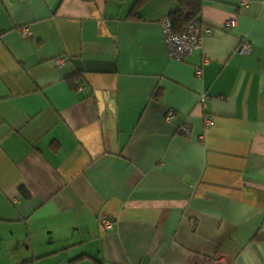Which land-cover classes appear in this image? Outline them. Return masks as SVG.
Returning a JSON list of instances; mask_svg holds the SVG:
<instances>
[{"label":"crops","instance_id":"1","mask_svg":"<svg viewBox=\"0 0 264 264\" xmlns=\"http://www.w3.org/2000/svg\"><path fill=\"white\" fill-rule=\"evenodd\" d=\"M239 1L201 0L177 62L174 0H0V264H264V0Z\"/></svg>","mask_w":264,"mask_h":264},{"label":"built area","instance_id":"2","mask_svg":"<svg viewBox=\"0 0 264 264\" xmlns=\"http://www.w3.org/2000/svg\"><path fill=\"white\" fill-rule=\"evenodd\" d=\"M247 0H240L239 4H246ZM161 28V34L163 38V43L165 45L167 56L169 59H172L177 62H182L188 58L193 53L200 51L202 47V39L204 36L209 35L212 32V28L206 26L202 23L201 19H193L186 23L182 31L176 32L173 30L172 25L168 17H163L159 21ZM235 20L231 19L224 22L220 28L230 29L234 27ZM22 36H28L29 32L27 28L21 29ZM252 51L251 43L242 39L239 41L238 45L235 48V52L238 54H248ZM64 62L61 58L54 59L56 65H61ZM206 61H203L205 63ZM202 68L197 66L194 68L195 77L199 78L201 76ZM208 99V96L205 93H202L198 97V105L202 108L205 106V103ZM173 114L168 112L165 116L166 120H171ZM203 125L209 127L213 125V118L206 114L202 116ZM179 132L183 135L189 136L190 132L188 127H181ZM99 226L103 231H108L113 227V221L108 216L102 215L98 219Z\"/></svg>","mask_w":264,"mask_h":264},{"label":"trees","instance_id":"3","mask_svg":"<svg viewBox=\"0 0 264 264\" xmlns=\"http://www.w3.org/2000/svg\"><path fill=\"white\" fill-rule=\"evenodd\" d=\"M145 1L146 0H137V3L135 5L138 6L140 3L142 4ZM174 1L176 4V8L167 16L174 31L180 32L187 22L193 19H200L199 15L201 11V0Z\"/></svg>","mask_w":264,"mask_h":264}]
</instances>
